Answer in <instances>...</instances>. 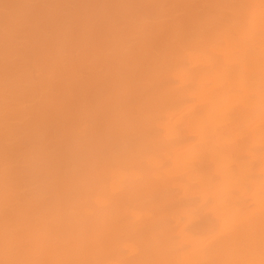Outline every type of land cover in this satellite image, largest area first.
<instances>
[{"label":"bare ground","instance_id":"1","mask_svg":"<svg viewBox=\"0 0 264 264\" xmlns=\"http://www.w3.org/2000/svg\"><path fill=\"white\" fill-rule=\"evenodd\" d=\"M0 264H264V0H0Z\"/></svg>","mask_w":264,"mask_h":264}]
</instances>
